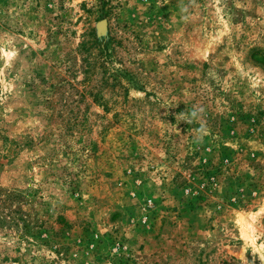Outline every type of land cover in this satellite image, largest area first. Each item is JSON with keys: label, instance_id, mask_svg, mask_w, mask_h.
I'll return each mask as SVG.
<instances>
[{"label": "rangeland", "instance_id": "1", "mask_svg": "<svg viewBox=\"0 0 264 264\" xmlns=\"http://www.w3.org/2000/svg\"><path fill=\"white\" fill-rule=\"evenodd\" d=\"M0 264H264V0H0Z\"/></svg>", "mask_w": 264, "mask_h": 264}, {"label": "trees", "instance_id": "2", "mask_svg": "<svg viewBox=\"0 0 264 264\" xmlns=\"http://www.w3.org/2000/svg\"><path fill=\"white\" fill-rule=\"evenodd\" d=\"M100 12L102 13V10H100ZM89 34H90L91 39H87L83 43V45L81 46V47L85 48L86 50L88 48L94 47L95 44H96V40H95L93 31H90ZM99 53H101V54H103L105 56L108 53V50L107 49H104V50L102 49V50H99ZM95 63H97V62H95ZM89 68L91 69V66H89ZM122 73H123L122 71H118L116 74H110L109 77H110V80L113 82V85H114V83H116L118 78L124 77ZM107 77H108V75H107Z\"/></svg>", "mask_w": 264, "mask_h": 264}, {"label": "clouds", "instance_id": "3", "mask_svg": "<svg viewBox=\"0 0 264 264\" xmlns=\"http://www.w3.org/2000/svg\"><path fill=\"white\" fill-rule=\"evenodd\" d=\"M193 115H195V113H193ZM200 131L203 132V129H201Z\"/></svg>", "mask_w": 264, "mask_h": 264}]
</instances>
